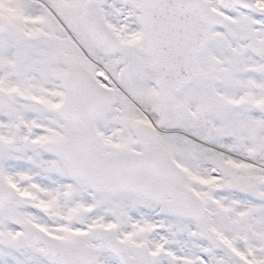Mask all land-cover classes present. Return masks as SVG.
Returning a JSON list of instances; mask_svg holds the SVG:
<instances>
[{
  "label": "snow or ice",
  "instance_id": "obj_1",
  "mask_svg": "<svg viewBox=\"0 0 264 264\" xmlns=\"http://www.w3.org/2000/svg\"><path fill=\"white\" fill-rule=\"evenodd\" d=\"M0 264H264V0H0Z\"/></svg>",
  "mask_w": 264,
  "mask_h": 264
}]
</instances>
